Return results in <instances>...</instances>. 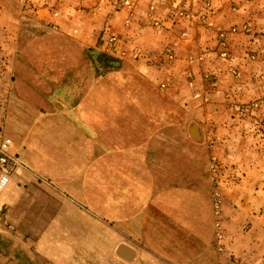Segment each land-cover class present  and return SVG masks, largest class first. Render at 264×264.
<instances>
[{
  "label": "crops",
  "instance_id": "1",
  "mask_svg": "<svg viewBox=\"0 0 264 264\" xmlns=\"http://www.w3.org/2000/svg\"><path fill=\"white\" fill-rule=\"evenodd\" d=\"M6 137L0 264H264V0H0Z\"/></svg>",
  "mask_w": 264,
  "mask_h": 264
},
{
  "label": "built area",
  "instance_id": "2",
  "mask_svg": "<svg viewBox=\"0 0 264 264\" xmlns=\"http://www.w3.org/2000/svg\"><path fill=\"white\" fill-rule=\"evenodd\" d=\"M11 137H6L0 143V189L4 188L10 181L11 172L14 167L21 165L20 160L16 155L10 152ZM218 162L215 156L210 158V167L212 168L213 174L211 176L212 186L215 188L214 191V203L216 207L221 204V193L218 189V176L215 173Z\"/></svg>",
  "mask_w": 264,
  "mask_h": 264
}]
</instances>
